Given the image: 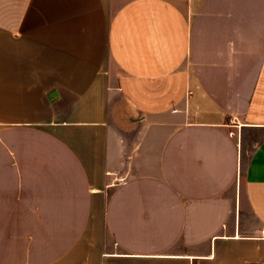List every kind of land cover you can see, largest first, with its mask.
<instances>
[{
    "label": "crops",
    "instance_id": "obj_1",
    "mask_svg": "<svg viewBox=\"0 0 264 264\" xmlns=\"http://www.w3.org/2000/svg\"><path fill=\"white\" fill-rule=\"evenodd\" d=\"M0 264H264V0H0Z\"/></svg>",
    "mask_w": 264,
    "mask_h": 264
}]
</instances>
